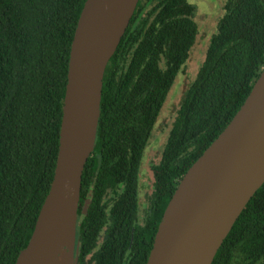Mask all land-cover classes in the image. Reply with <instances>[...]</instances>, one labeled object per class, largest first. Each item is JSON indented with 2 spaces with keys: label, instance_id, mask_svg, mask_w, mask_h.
Segmentation results:
<instances>
[{
  "label": "trees",
  "instance_id": "16d2710c",
  "mask_svg": "<svg viewBox=\"0 0 264 264\" xmlns=\"http://www.w3.org/2000/svg\"><path fill=\"white\" fill-rule=\"evenodd\" d=\"M86 1L0 0V264H16L28 246L54 180L71 46ZM188 1L140 0L107 66L82 179L76 264H147L177 186L264 69V0H227L141 207L144 153L198 36ZM212 264H264V185Z\"/></svg>",
  "mask_w": 264,
  "mask_h": 264
},
{
  "label": "water",
  "instance_id": "95a60500",
  "mask_svg": "<svg viewBox=\"0 0 264 264\" xmlns=\"http://www.w3.org/2000/svg\"><path fill=\"white\" fill-rule=\"evenodd\" d=\"M140 0H87L71 46L55 176L16 264H76L82 179L94 152L107 66ZM264 185V69L233 120L180 181L147 264H212Z\"/></svg>",
  "mask_w": 264,
  "mask_h": 264
},
{
  "label": "rangeland",
  "instance_id": "374dc122",
  "mask_svg": "<svg viewBox=\"0 0 264 264\" xmlns=\"http://www.w3.org/2000/svg\"><path fill=\"white\" fill-rule=\"evenodd\" d=\"M227 0H189L193 7V20L198 26L196 43L190 52V59L186 66L179 73L170 93L167 102L164 104L161 114L156 122L152 137L146 147L140 172V206L144 207L142 196H148L147 192L152 191L153 170L152 167L158 164L165 145L168 141L170 131L173 127L176 113L184 99L185 92L196 79L203 64L208 48L213 37L218 33V25L224 15V5ZM188 66V67H187ZM186 72L184 74L185 68ZM146 192V193H145ZM144 193V194H143Z\"/></svg>",
  "mask_w": 264,
  "mask_h": 264
}]
</instances>
